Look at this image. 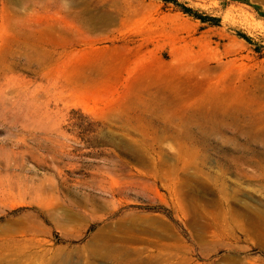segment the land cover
<instances>
[{"label": "rangeland", "instance_id": "1", "mask_svg": "<svg viewBox=\"0 0 264 264\" xmlns=\"http://www.w3.org/2000/svg\"><path fill=\"white\" fill-rule=\"evenodd\" d=\"M179 1L0 0V264H264V0Z\"/></svg>", "mask_w": 264, "mask_h": 264}, {"label": "trees", "instance_id": "2", "mask_svg": "<svg viewBox=\"0 0 264 264\" xmlns=\"http://www.w3.org/2000/svg\"><path fill=\"white\" fill-rule=\"evenodd\" d=\"M164 5L171 4L175 7V9L183 12L184 14L197 19L198 21L201 22V24H206V25H219V17L216 16H209L205 14L202 11H199L198 9H195L191 6L186 5L185 3L179 1V0H160ZM240 37L244 38L254 49V51L258 52L259 56L264 55V50L260 49L255 45V43L252 42V39L245 35V34H240Z\"/></svg>", "mask_w": 264, "mask_h": 264}, {"label": "bare ground", "instance_id": "3", "mask_svg": "<svg viewBox=\"0 0 264 264\" xmlns=\"http://www.w3.org/2000/svg\"><path fill=\"white\" fill-rule=\"evenodd\" d=\"M224 94V93H223Z\"/></svg>", "mask_w": 264, "mask_h": 264}]
</instances>
